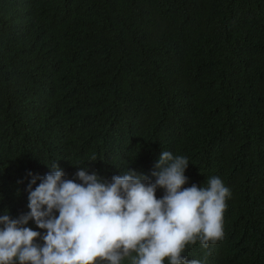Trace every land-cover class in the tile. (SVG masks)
Listing matches in <instances>:
<instances>
[{"label":"trees","instance_id":"trees-1","mask_svg":"<svg viewBox=\"0 0 264 264\" xmlns=\"http://www.w3.org/2000/svg\"><path fill=\"white\" fill-rule=\"evenodd\" d=\"M162 151L232 193L224 239L184 255L264 264V0H0V215L56 161L154 182Z\"/></svg>","mask_w":264,"mask_h":264},{"label":"clouds","instance_id":"clouds-1","mask_svg":"<svg viewBox=\"0 0 264 264\" xmlns=\"http://www.w3.org/2000/svg\"><path fill=\"white\" fill-rule=\"evenodd\" d=\"M89 165H73L71 179L57 161L43 176L28 174V211L0 215V264H203L187 248L224 239L231 190L215 175L185 187L187 157L162 151L154 182L130 168L103 179Z\"/></svg>","mask_w":264,"mask_h":264},{"label":"rangeland","instance_id":"rangeland-1","mask_svg":"<svg viewBox=\"0 0 264 264\" xmlns=\"http://www.w3.org/2000/svg\"><path fill=\"white\" fill-rule=\"evenodd\" d=\"M74 170V172H76L77 171V168L76 169H73Z\"/></svg>","mask_w":264,"mask_h":264}]
</instances>
